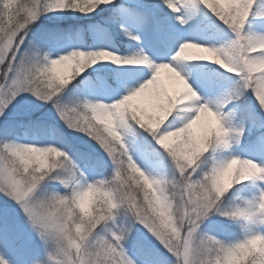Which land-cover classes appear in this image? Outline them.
<instances>
[{"label":"clouds","instance_id":"clouds-1","mask_svg":"<svg viewBox=\"0 0 264 264\" xmlns=\"http://www.w3.org/2000/svg\"><path fill=\"white\" fill-rule=\"evenodd\" d=\"M109 3L0 0V72L6 80L13 73L38 100L47 96L43 102L64 125L111 148L114 163L110 173L90 176L50 138L0 137V191L17 193L8 196L44 245L43 255L28 264H141L126 246L137 221L172 254L173 264H264V161L233 150L245 125L239 110L229 108L251 89L264 110V31L253 23H264V5L198 0L233 35L213 43L184 40L160 62L143 48L130 53L108 47L58 50L31 37L34 25L49 13L87 16ZM201 61L234 74L229 93L205 97L193 86L187 68ZM100 62L131 66L121 68L128 74L146 66L151 76L125 85L119 98L80 95L65 118L57 109L59 94ZM145 91L151 103L134 105ZM6 98L7 90L0 91V101ZM174 114L183 123L165 130ZM197 125L202 131L194 136ZM130 127L151 136L171 167L143 166L126 143ZM53 181L64 190L48 187ZM256 181L261 183L251 194L233 193L237 185ZM216 215L233 222L240 234L227 238L206 229ZM0 264H14L2 249Z\"/></svg>","mask_w":264,"mask_h":264},{"label":"rangeland","instance_id":"rangeland-1","mask_svg":"<svg viewBox=\"0 0 264 264\" xmlns=\"http://www.w3.org/2000/svg\"><path fill=\"white\" fill-rule=\"evenodd\" d=\"M163 0H114L113 4L102 5L103 10H97L90 15L81 14V19L76 18L71 24V30H63V39L53 37L54 32L51 29L54 25L60 24L63 13L53 12L44 16L38 21L34 27L31 37L44 47H53L58 50H65L72 46H80L84 48L108 47L114 51L121 53H130L143 48L150 55L153 56L157 62L168 60L171 58L168 52L174 42L179 43L187 39L197 40L199 42L213 43L219 42L214 27L204 16H196L189 19L187 24L181 25L178 20L173 19V11L167 10V14L159 12L153 8L156 3L162 4ZM257 5H264V0H257ZM138 9L144 13V16H139L131 13H122L121 9ZM178 15L184 14L182 9L177 12ZM208 17L216 20L217 24H221L215 17L207 13ZM110 23L116 25V35L121 39H115L113 31L110 28ZM254 26L264 31V23L259 19H254ZM50 28V30H49ZM139 36V40L132 39L128 33ZM233 33L227 30L226 38L232 36ZM46 37V43H40V38ZM179 44L177 45V47ZM206 65L207 67H200ZM122 67L131 66H116L108 62H100L93 65L84 74L77 78L69 87L76 86L82 92V95H90L94 97H101L108 99L119 98L127 90L125 85L136 84L151 76V69L146 66H138L144 69L142 80L134 81L129 78V74L121 70ZM190 75V82L194 87L200 88L201 92L207 97L210 90L202 85L208 80L218 82L221 88H226L232 81L229 77H234V74L225 73L218 65L208 64V62H192L191 66L187 68ZM226 76H225V75ZM166 77V74H164ZM170 87H174L171 82H168ZM249 102L246 103L244 99L234 101L229 105V108H237L245 125V131L241 138V142L234 147V151L244 156L261 159L264 161V110L258 104L254 103V97L251 92L248 93ZM147 102V98H145ZM13 117H26L30 119H38L39 123L47 124L48 130L31 132L30 127H25L21 134L14 133L13 127L10 125L4 128L3 121H8ZM182 118V117H181ZM28 122H26L27 124ZM26 126V125H24ZM30 126V125H29ZM6 130L7 132L3 131ZM52 129L64 134L69 139L84 141L91 145V150L84 146V152L94 155V151L98 154H107L95 143L82 133H77L69 130L60 120L51 104L38 100L30 93H23L21 96L10 105L5 115L0 117V137L9 136L28 139L33 137L48 138L51 135ZM142 131V130H141ZM202 129L199 125L194 126L193 135L199 136ZM84 138H82V137ZM72 142V141H71ZM73 146L76 148L74 142ZM159 149V145H155ZM79 149V148H78ZM82 149V147H81ZM137 160L149 169H156L161 167H171L169 161L164 160L159 166L146 161L143 155L135 152ZM93 176L92 174H89ZM261 182H244L236 193L237 194H251L256 190V185ZM48 187L59 189L57 185L49 184ZM0 202H6L8 205L3 210L5 215L11 218L3 223H0V243L2 249L10 257L14 264H28V261L37 255H43L44 245L31 229L27 218L16 203L4 192L0 191ZM218 215L209 219L204 227L216 234L227 238L238 236V229H226L221 232L215 224ZM137 242H141L144 246L137 248ZM127 248L130 253L135 256L141 264H159L157 258H160L163 264H173V256L163 247V245L142 225H137L133 230V236L127 243ZM161 263V264H162Z\"/></svg>","mask_w":264,"mask_h":264},{"label":"snow or ice","instance_id":"snow-or-ice-1","mask_svg":"<svg viewBox=\"0 0 264 264\" xmlns=\"http://www.w3.org/2000/svg\"><path fill=\"white\" fill-rule=\"evenodd\" d=\"M109 4L114 5V0H110ZM177 7L180 9L179 11L175 10ZM153 8L155 10L162 12V13H165V14H167L168 9H171L173 12H180L183 9L184 10L183 15H176V16L172 17L173 19L178 20L181 25L187 24L188 20L193 18V17L204 16L208 19V21H210L211 25L215 29V31L213 32V35H216L221 40L226 39V33H227L226 26H224L222 23L217 24L216 20L212 19L211 17H208L207 13L202 10L201 6H199L198 0H163L162 4L156 3L153 5ZM100 9L103 10L102 7ZM121 11H122V13H131V14H135V15H139V16L145 15L144 13L140 12L138 9L122 8ZM128 35H130L132 39H135V40L140 39L139 36L133 35L131 32H129ZM178 44H179L178 40L172 44V46L168 52V55L171 56V53H173L176 50ZM200 67H207V66L201 65ZM143 74H144L143 68L133 69L129 73V78L138 82V81L142 80ZM233 78L234 77H229V79L231 81H233ZM231 84H232V82L226 88H221V86L218 82H216L214 80H208L205 82L204 85H202V87L206 86L210 90V94L207 97H217L221 94L229 93L230 88H231ZM0 85H2V88H0V91L7 90V98L0 101V111L4 112V115H5L6 111L9 109L10 105H12L13 102L17 99V97L21 96V94H23V93H29V92L24 90V88L21 85V83L19 82V80L11 72L9 73V79H7V80L5 79L3 73L0 72ZM197 89L201 92L200 88H197ZM249 92H251V94H252L251 89H248V93ZM248 93L243 98L246 103L249 102ZM201 94L203 96H205L202 92H201ZM36 95L39 96V92H36ZM59 95H60V100L57 104V109H58V111H60L61 115L65 116V118H69L71 113L75 110V101H76L78 96L82 95V92L79 88H77L76 86H73L71 88L68 87L66 90H64ZM145 98H147V102H145ZM47 99H48V97L45 96L39 100L44 101ZM108 99L109 100L111 99L110 96ZM151 101H152V97H151L150 91H145L143 93V95H140L138 98L133 100V104L134 105L138 104L140 106H147L151 103ZM254 103L258 104L255 99H254ZM6 104L8 105L7 108H5ZM259 107H260V105H259ZM183 120H184L183 117L181 118V116L174 114L169 119L168 123L165 125V130L178 127L180 124L183 123ZM126 137H127L126 143H128L131 146L132 151L134 153L135 152L141 153L143 155L144 159L146 161H148L149 163L153 164L154 166H159L162 163V161H164L162 159V156H163L162 151L155 146V145H157L156 141L151 136L145 135V133L143 131L138 130L137 127H130L126 132ZM49 138L52 141L63 145L71 153L75 162L80 167H82L84 170H86L89 174H92L93 176L104 174L102 169L107 167L106 162L103 160L95 159L90 153H87V152H84V151H81V150L75 148L73 146L71 140L67 136H65L64 134L58 132L56 129H52V132H51V135ZM95 143L97 145H99L97 142H95ZM99 147L107 154V157L111 161V166L113 169L114 163H113V159L111 158V155H110V153L112 152V149L111 148H102L100 145H99ZM6 195L15 196V195H17V193L9 190V192ZM137 225L143 226V224L140 221L136 222L135 227ZM132 236H133V231H132L130 237L128 238L127 243L130 241ZM153 236L156 238L155 235H153ZM143 246L144 245L141 242H137V248H142Z\"/></svg>","mask_w":264,"mask_h":264},{"label":"trees","instance_id":"trees-1","mask_svg":"<svg viewBox=\"0 0 264 264\" xmlns=\"http://www.w3.org/2000/svg\"><path fill=\"white\" fill-rule=\"evenodd\" d=\"M101 7H103V6H101ZM99 10H101V9H99ZM101 12H102V10H101ZM59 13H63L61 18H60L61 19L60 24H56V25H54L51 28V29H53V32H54V34H53L54 36L53 37H56V38L63 37V32H62L63 30L72 31L71 30L72 29L71 28L72 27L71 24L72 23H76V22H74L75 20H77L76 18L81 19V13H78V12H59ZM49 30H50V28H49ZM45 39H46V37L42 36L40 38V43H43V45H45V43H46ZM248 103H250V102H248ZM37 120L38 119H30V118H26V117H13V118L9 119L8 121H5V122L3 121V123H4V128H6L9 125L11 127H13V129H15L13 131L14 133H22L23 129L25 127H27V126L30 127L31 130H39V131H45V132L49 131L47 124L39 123ZM26 122H28V123L26 124ZM24 125H26V126H24ZM3 131L7 132L4 129H3ZM145 135H147V134L145 133ZM69 136L71 137L70 140L72 142H74V144H75L77 149L79 148V150H84V146H87V148L91 147V145L86 144L84 141L80 142V140H76V139L74 140L71 135H69ZM5 137H12V136L10 134L9 136H5ZM82 138H84V137H82ZM81 147H82V149H81ZM88 150H91V149L88 148ZM93 154L94 155H92V156L95 159L103 160V161L106 162L107 167L102 169L103 173L104 174L110 173L112 171V166H111V161L108 159V157L105 156V155L98 154V152H95V151H94ZM49 184L57 185L60 191L64 190L63 186L59 182L53 181V182H50ZM241 186H242V184L241 185H237L236 188L233 189V193H236V191L239 188H241ZM231 195H232V193L229 194V196H231ZM5 205H8V203L0 202V223H3V222H5V221H7V220H9L11 218L10 216L5 215V212L3 210L5 207H2V206H5ZM215 224H216V227L218 229L222 230L221 232L226 231V229L228 230V229H234V228L239 230V228L233 222H231V221H229V220H227V219H225V218H223V217H221L219 215H218V217L215 220ZM0 249H2V243H0ZM155 258L157 259L159 264L162 263L160 258H157V257H155Z\"/></svg>","mask_w":264,"mask_h":264},{"label":"bare ground","instance_id":"bare-ground-1","mask_svg":"<svg viewBox=\"0 0 264 264\" xmlns=\"http://www.w3.org/2000/svg\"><path fill=\"white\" fill-rule=\"evenodd\" d=\"M176 15H178V13L177 12H174L173 13V16H176ZM183 15V14H182ZM189 21V20H188ZM187 25H189V23H187ZM259 160H261V159H259ZM261 161H263V160H261Z\"/></svg>","mask_w":264,"mask_h":264}]
</instances>
